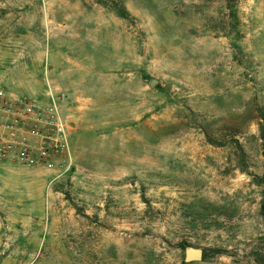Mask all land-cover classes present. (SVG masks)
Returning a JSON list of instances; mask_svg holds the SVG:
<instances>
[{"label":"rangeland","instance_id":"rangeland-1","mask_svg":"<svg viewBox=\"0 0 264 264\" xmlns=\"http://www.w3.org/2000/svg\"><path fill=\"white\" fill-rule=\"evenodd\" d=\"M0 87L70 132L0 163V264H264V0H0Z\"/></svg>","mask_w":264,"mask_h":264},{"label":"built area","instance_id":"built-area-1","mask_svg":"<svg viewBox=\"0 0 264 264\" xmlns=\"http://www.w3.org/2000/svg\"><path fill=\"white\" fill-rule=\"evenodd\" d=\"M70 132L56 102L0 87V163L54 169L68 163Z\"/></svg>","mask_w":264,"mask_h":264},{"label":"water","instance_id":"water-1","mask_svg":"<svg viewBox=\"0 0 264 264\" xmlns=\"http://www.w3.org/2000/svg\"><path fill=\"white\" fill-rule=\"evenodd\" d=\"M204 248L202 247H195V246H190L186 248L185 251V260L187 262L198 260L202 261L204 260Z\"/></svg>","mask_w":264,"mask_h":264},{"label":"trees","instance_id":"trees-1","mask_svg":"<svg viewBox=\"0 0 264 264\" xmlns=\"http://www.w3.org/2000/svg\"><path fill=\"white\" fill-rule=\"evenodd\" d=\"M261 138L263 140V155H264V127H262V129H261ZM236 143H237V145H240L239 140H236ZM263 179H264V177H263ZM262 210H263V213H264V203L262 205ZM216 252H221V251H216ZM208 256H209V252L205 250L204 259L207 258Z\"/></svg>","mask_w":264,"mask_h":264},{"label":"crops","instance_id":"crops-1","mask_svg":"<svg viewBox=\"0 0 264 264\" xmlns=\"http://www.w3.org/2000/svg\"><path fill=\"white\" fill-rule=\"evenodd\" d=\"M3 163H5V162H3Z\"/></svg>","mask_w":264,"mask_h":264}]
</instances>
